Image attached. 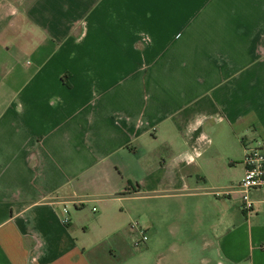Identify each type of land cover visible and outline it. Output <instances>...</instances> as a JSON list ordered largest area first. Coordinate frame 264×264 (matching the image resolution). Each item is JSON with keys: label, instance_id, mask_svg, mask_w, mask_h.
I'll use <instances>...</instances> for the list:
<instances>
[{"label": "crops", "instance_id": "obj_1", "mask_svg": "<svg viewBox=\"0 0 264 264\" xmlns=\"http://www.w3.org/2000/svg\"><path fill=\"white\" fill-rule=\"evenodd\" d=\"M215 137L235 178L184 193ZM261 142L264 0H0V264L105 263L87 210L126 244L146 193L157 264H264L261 189L238 192Z\"/></svg>", "mask_w": 264, "mask_h": 264}, {"label": "rangeland", "instance_id": "obj_2", "mask_svg": "<svg viewBox=\"0 0 264 264\" xmlns=\"http://www.w3.org/2000/svg\"><path fill=\"white\" fill-rule=\"evenodd\" d=\"M11 89L9 92V96L11 94ZM8 96V97H9ZM245 139V136L240 139ZM214 145L212 146V149L208 151L201 159L202 165L201 170L202 175L200 176V179H194V183H192V186L189 187V189H185L184 193L189 192H195L196 188L206 187L207 189L217 188L219 183L226 182L230 179H234L236 176V170L235 168L240 165V154L243 152V146L241 142L238 139L232 138V139H226L224 141H220L218 137L213 138ZM214 160L213 163H210V160ZM207 161V163H204ZM202 177V178H201ZM198 181V183L196 182ZM207 184V185H206ZM204 187V188H205ZM199 192L201 189H197ZM214 190V189H212ZM257 195L259 197L264 198V189L256 190ZM141 198H138L137 200H134L131 204L132 206V214L130 215L129 219L128 217H125V222L128 225L130 222H135V224H139V227L147 231V227L151 225V219L149 212L151 210V205L153 206V209H155V206H158V208H162L163 205H165V200H156L155 198L151 200V197L149 194H142L140 196ZM175 203V202H173ZM150 208V209H149ZM72 213H75V210L73 209ZM91 211L87 210V213L83 219V222H86L87 226V233L86 237L89 239L87 241V245L90 246L89 248H92L90 251L92 254L100 255L104 258L106 261L102 264H128L127 261L130 258L136 257L137 259H140L141 257H145L141 263L136 264H149V260L151 259V255L146 251V245L147 243L141 242V237L139 236V233L135 231V233L132 234V237L134 238L133 241L131 238L126 236V244L122 243L121 241H117L119 239L115 235L111 238L103 239L104 235L111 234L114 232V229H107L103 224L99 223H93L92 221L95 214L91 213ZM152 216L157 219V224L161 225L164 224V215L159 213L157 210H154L152 213ZM129 226V225H128ZM132 224L129 226L131 227ZM166 230H162L161 233H165ZM107 233V234H106ZM149 236V235H148ZM141 242V243H140ZM140 243V244H139ZM140 245V246H137ZM110 250L117 251L115 257L110 256ZM93 258V257H91ZM123 260V261H121ZM151 260H153V264H157L158 260L156 257H153ZM94 264H97L94 262ZM129 264H135V263H129ZM152 264V261L151 263Z\"/></svg>", "mask_w": 264, "mask_h": 264}, {"label": "built area", "instance_id": "obj_3", "mask_svg": "<svg viewBox=\"0 0 264 264\" xmlns=\"http://www.w3.org/2000/svg\"><path fill=\"white\" fill-rule=\"evenodd\" d=\"M243 164L245 166V174L238 187V192L242 202V210L250 213L254 209V202L250 197V192L254 189H264V142L246 147ZM64 213L66 217L63 223L68 225L71 219L67 208H64ZM131 229L139 233L141 242L146 243L148 241L147 232L140 228L139 224H132ZM261 248L264 250V244Z\"/></svg>", "mask_w": 264, "mask_h": 264}]
</instances>
